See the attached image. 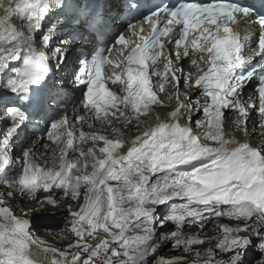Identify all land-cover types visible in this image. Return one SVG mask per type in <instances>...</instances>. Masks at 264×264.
<instances>
[{"label":"snow or ice","instance_id":"snow-or-ice-1","mask_svg":"<svg viewBox=\"0 0 264 264\" xmlns=\"http://www.w3.org/2000/svg\"><path fill=\"white\" fill-rule=\"evenodd\" d=\"M133 122L145 130L125 135ZM249 123L264 132V0H0V264H264V142L238 138ZM40 192L39 208L4 206ZM46 205L63 209L66 248L33 231L27 212ZM212 216L236 223L195 247L203 233L185 225Z\"/></svg>","mask_w":264,"mask_h":264},{"label":"bare ground","instance_id":"bare-ground-1","mask_svg":"<svg viewBox=\"0 0 264 264\" xmlns=\"http://www.w3.org/2000/svg\"><path fill=\"white\" fill-rule=\"evenodd\" d=\"M240 31L243 34V28L240 29ZM172 58L175 61V55L174 54H173ZM177 63L182 68V72H183L184 75H187L189 72L195 73V69L191 66V62H190V60L188 58H183L180 61H178ZM179 87H180V91L183 92L184 91L183 78H181V80L179 82ZM169 90L170 91H175V89H171V88ZM76 95H77V93H76ZM158 95H159V98L162 101H164V93H158ZM173 103H175V101H173ZM170 110H171V107L168 106L166 102H163V103L157 105L156 108H155V111L160 113L161 119H163L165 113L169 112ZM69 115L70 116L72 115V109L71 108L69 109ZM235 115H236L235 112H233L232 114H229L228 116H230L232 119H234ZM195 118H198V117L194 115V119ZM141 119H143L142 115H141ZM250 119H254V117H252ZM155 124H156V120L154 118L150 119L148 121V126H155ZM40 127L43 128L44 126L41 125ZM96 127L99 128V125H97ZM254 127H255V125L253 123H249L248 124V129H249L250 135L247 138H244L242 136V134H241V136H239L238 138L247 139L253 145L259 144V142L263 138L264 134L258 127H256L255 132H253L252 129ZM84 130L88 131L89 129L85 126ZM144 130H145V126L142 125L139 129H137V127L135 126V122H133V125L131 127V131L129 132L128 129H125L124 132H125V135H130V134L131 135H135V134H141ZM42 136H44L45 140H46L45 133L40 131V130H36L34 132V134H32V140H36L38 137H42ZM49 143H51V142H49ZM53 147H55V145H53ZM35 152H36L37 158L39 159V161L41 163H43V161H44V159L46 157H50L52 155V150L49 149L47 152H45V149L43 148L42 144L35 148ZM11 172H12V170L9 169L8 174L11 175ZM153 179H154V177H153ZM0 191H2L1 188H0ZM42 196H44L43 192L38 193L37 194V199L42 197ZM17 199H18V201H17ZM174 202L182 203L183 201L180 200L179 198H174ZM35 204H36V201H33L31 198L22 199L20 197V195L18 194L14 200H10V202L5 204L4 206L24 205V206L36 207ZM46 208H50V207H48L46 205L44 207V209L40 211V213H43L46 210ZM24 211H26V208L24 209ZM13 212L18 217L22 215L21 208H13ZM30 213H32V212H27V215H29ZM205 215H207V214H205ZM212 218L215 219V222H211L210 221L208 223V225H207L209 227L206 228V231H205V232L209 233V235H212V236H217V237L221 236L222 229H220L218 227L219 224H229V225H233L234 226L235 223H236V221L233 218H229V217H226V216H221V217L212 216V217H210V219H212ZM211 224H214V225H211ZM185 229L186 230H184V231H190V232H188V234H189V233H191L193 231V226L192 227L187 226V228H185ZM195 232H197V231L194 230L193 233L195 234ZM36 236L41 241H43V244L41 246L42 248L43 247H47V246H52V247H55L57 249H62L61 243L64 242V241H68L70 243L69 237H71L72 234L70 232H68V231H59V232H55V233H47V232L44 233V231H43V233L41 235H37V233H36ZM89 242H91L90 239H89ZM40 260H41V264H47V261L44 260V258H43V253L42 252L40 253Z\"/></svg>","mask_w":264,"mask_h":264},{"label":"rangeland","instance_id":"rangeland-1","mask_svg":"<svg viewBox=\"0 0 264 264\" xmlns=\"http://www.w3.org/2000/svg\"><path fill=\"white\" fill-rule=\"evenodd\" d=\"M11 174H13V172H11ZM0 188H1V190H3V186L2 185H0ZM42 197H40V198H42ZM40 198H38L36 200V204L35 205H36L37 208H39L38 200ZM17 201H18V199H17ZM9 202L10 201H8L7 203H9ZM48 207H50V206H48ZM50 212H56L57 215L55 217H48V214ZM27 216H31V217H41L40 219H33V222H32L33 231L35 232V234L37 233V235H41L43 233V231H44V233H46V232L47 233L59 232L60 231L59 229L62 228L63 224L66 222L62 208H60V209H54V208H51L50 207V208H46V210L43 213H40V211H36V212L30 213ZM45 217H48V218H45ZM210 221L211 222H215V219L212 218V219H210ZM207 225L208 224L205 225V228L204 229H199L198 228V225L193 226V231L194 230L197 231V232H195V234L198 233V232L203 233L202 238H205V244L204 245H202V246H195V247H203V248L208 247L209 245H208V242H207V239H206L207 237H212V244L213 245L217 242V240H216L217 236H212V235H209V233L205 232L206 231V228L209 227ZM211 225H214V224H211ZM185 228H187V225H185ZM171 230H173V229H172V226L170 225L169 228L162 229L161 231L168 232V231H171ZM184 230H186V229H184ZM193 231L191 233H189V234H194ZM185 232L188 233L190 231H185ZM73 242H74V237L72 239H70V243H73ZM68 244H69L68 241L62 242L61 243L62 249L63 248H66ZM161 254L164 255L165 257H170L172 255H181V256H186L189 259L192 258V256L190 254H185V253H183L182 250H174L170 246H168V247H163L162 246V252H161Z\"/></svg>","mask_w":264,"mask_h":264}]
</instances>
